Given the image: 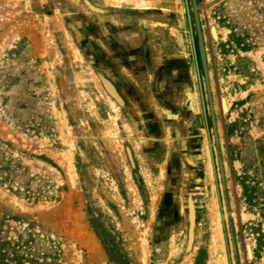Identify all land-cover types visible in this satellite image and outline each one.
<instances>
[{"label":"rangeland","instance_id":"1","mask_svg":"<svg viewBox=\"0 0 264 264\" xmlns=\"http://www.w3.org/2000/svg\"><path fill=\"white\" fill-rule=\"evenodd\" d=\"M111 1L0 0V146L26 171L0 183V240L35 237L25 264H264V0H196L209 83L193 0ZM71 12L97 29L133 21L142 43L189 64L183 102L169 103L183 111L191 87L198 111L164 113L165 140L149 153L133 112L89 63ZM189 135L195 153H173Z\"/></svg>","mask_w":264,"mask_h":264},{"label":"crops","instance_id":"2","mask_svg":"<svg viewBox=\"0 0 264 264\" xmlns=\"http://www.w3.org/2000/svg\"><path fill=\"white\" fill-rule=\"evenodd\" d=\"M127 18L138 19L135 16H127ZM119 20L120 23L114 28L105 27L108 23L101 27L102 30L108 28L107 37L111 33L115 39L112 43L110 41V44L105 41L106 49L104 50L108 55L110 52L113 56L115 55L110 58L116 64L115 76L123 87L122 94L126 105L134 113L131 114L135 118L134 128L138 129L136 131L140 136L138 140L142 141L146 153H149L148 148L151 142L157 143L165 140L164 128L168 121H164L166 117L164 113L170 112L167 116L171 121L175 120V117L179 116L184 119L186 115H189V111L178 110L169 102L172 100L176 103L178 100L180 103L183 102L181 100L182 89L183 85L187 84L190 68L186 59L179 57L175 49L159 48L157 44L147 41L146 37L143 38L145 43H142L140 41L142 36L139 38L134 22L125 21L123 17ZM144 20L150 22L147 19ZM124 24H129L131 27L124 28ZM109 28L113 31L109 32ZM182 44L180 41L177 42L178 51H181ZM186 89L187 87H184V92ZM199 123L197 120V125ZM151 125H156L157 128L154 129ZM195 140L197 139L194 136H186L183 149L181 151L174 149L173 153H190L193 148L195 153ZM146 158L150 160L149 156Z\"/></svg>","mask_w":264,"mask_h":264},{"label":"flooded vegetation","instance_id":"3","mask_svg":"<svg viewBox=\"0 0 264 264\" xmlns=\"http://www.w3.org/2000/svg\"><path fill=\"white\" fill-rule=\"evenodd\" d=\"M84 8L87 9L90 13L98 15L99 21L103 20L102 19L103 16L101 14L95 13L97 11L95 7H92L91 5L86 3ZM69 17L71 19V30L73 31V33H76V32L78 33L77 36L79 37V39H80V41L82 43L83 51H84L89 63L96 70L97 75H98L102 85H103V80L102 79L109 80L114 85L115 90L117 91V93L120 96V98L124 101V105H121V104H119L117 102L118 105H120V107H122L123 109L127 108V105L125 103V100H124V97H123V94H122L123 87L121 85V82L118 81V79L115 76L116 66L112 62V59H110V58L114 57L115 55L113 56L111 54V52L108 55V54H106V52L104 50V49H106L104 47L105 46V41H106V43L109 42V44H110V41L112 43V41L115 40V39H113L114 38L113 34H111V33L108 34L109 35L108 37H107V35L102 34L103 33L102 30L99 29V28L97 29L95 27V25H93L92 21H89L87 19V17H84L83 15H81V13L71 12L69 14ZM80 21H83L84 28L83 27L81 28V25H80L81 22ZM75 30H76V32H75ZM81 30H82V32H84V34L83 33L81 34ZM97 30H98V32H96ZM79 34H80V36H79ZM97 39H99L101 43H98ZM113 100L115 101V99H113ZM185 111L186 112L189 111L188 112L189 115L192 113L191 110H190L189 100H187V102L185 104L184 112ZM192 124L194 126H196L197 125V119H195ZM136 130L138 131V129H135V131Z\"/></svg>","mask_w":264,"mask_h":264},{"label":"trees","instance_id":"4","mask_svg":"<svg viewBox=\"0 0 264 264\" xmlns=\"http://www.w3.org/2000/svg\"><path fill=\"white\" fill-rule=\"evenodd\" d=\"M0 146V183H12L15 179L22 177L25 168L14 160L4 156ZM30 191V189H29ZM36 238L31 235L21 236L14 240H0V264H25L23 260L34 253V242Z\"/></svg>","mask_w":264,"mask_h":264},{"label":"bare ground","instance_id":"5","mask_svg":"<svg viewBox=\"0 0 264 264\" xmlns=\"http://www.w3.org/2000/svg\"><path fill=\"white\" fill-rule=\"evenodd\" d=\"M107 1H111V0H107ZM116 1V0H115ZM118 1V0H117ZM112 2V1H111ZM152 25H154V24H152ZM217 34H218V31H217ZM103 80V86H104V88H105V90L106 91H108L110 94H112L113 96H115L117 99H116V101L117 102H120V104H121V98L119 99L118 97H117V92H116V90H115V87H114V85L109 81V80H107V79H102ZM115 92H116V94H115ZM194 96V95H193ZM110 97V96H109ZM115 97H114V99H115ZM194 97H196V96H194ZM192 98V96H191V98H190V102H192V108L194 109V112H197L198 110V108H197V102H196V100H195V98ZM116 102V103H117ZM115 103V102H114ZM114 103L111 101V104H112V106L115 108V106H114ZM118 104V103H117ZM225 105H226V107H227V109H229V107H230V103H229V100L228 99H225ZM116 109V108H115ZM117 110V109H116ZM226 113V112H225ZM109 131H110V133H111V135H114V133L116 132V131H118V128H117V124L115 123V122H113V123H111V125L109 126V129H108ZM126 130L127 131H129V133L131 132V129H130V127L129 126H127L126 125ZM116 138V137H115ZM117 140H118V138H116ZM115 139V140H116ZM120 139V138H119ZM26 141V140H25ZM66 155V154H65ZM72 162V161H71ZM71 162L68 160V164L67 165H69L70 167H68V166H66V167H68V170L71 172V175H73L74 176V173H73V165L71 164ZM148 181V183L151 185V186H153V183L148 179L147 180ZM129 184H131V181H129ZM129 186V185H128ZM130 188H131V192L133 193V195L135 196V198L138 200V196H137V190L132 186V184H131V186H130ZM116 195L117 196H119V194L118 193H116ZM155 201L157 200V194L155 195ZM192 206H193V203L192 202H190V211H191V208H192ZM194 212V211H193ZM218 213V212H217ZM218 216V215H217ZM216 215L214 216L215 217V223H216V226H217V229L219 230V228H220V223H219V220H218V217H217ZM213 217V218H214ZM191 221V220H190ZM217 231V230H216ZM218 232V231H217ZM221 232V231H220ZM191 237V236H190ZM217 238H216V244L219 246V247H222V240H221V237H220V234H218V236H216ZM220 249H222V248H220ZM98 251V250H97ZM252 251V250H251ZM252 253V252H251ZM253 256V255H252ZM225 258L224 257H221V261L219 262V264H226L225 263V260H224ZM192 262H191V260H188L187 262H186V264H191Z\"/></svg>","mask_w":264,"mask_h":264},{"label":"water","instance_id":"6","mask_svg":"<svg viewBox=\"0 0 264 264\" xmlns=\"http://www.w3.org/2000/svg\"><path fill=\"white\" fill-rule=\"evenodd\" d=\"M193 2H194V7H195V13H196V22H197V27H198V32H199V43H200L201 58H202V62H203V65H204L205 75H206V78H207V81H208L209 74H208V70H207V57H206L205 47H204V44H203V37H202V33H201V26H200L199 15H198V7L196 5V0H193ZM210 31H211L212 38L214 40H218L219 39V35L217 34L216 27L212 26ZM208 83H209V81H208ZM116 92H115V94H116ZM186 93H187V98H188L189 103H190V110H191V112L194 113V109L191 107L192 106V102H190V94L193 93V89L191 87H187ZM110 95L114 99L115 96H113L112 94H110ZM117 97L120 99V96L118 95V93H117ZM116 99L117 98L115 97V101H116ZM120 101H121V105H124V101L122 99ZM118 103L120 104V102H118ZM222 110H223V112H227L228 111V109H227V107L225 105V98H222ZM214 126H215V129H216L215 122H214ZM209 144H210V147H212V142L211 141L209 142Z\"/></svg>","mask_w":264,"mask_h":264}]
</instances>
